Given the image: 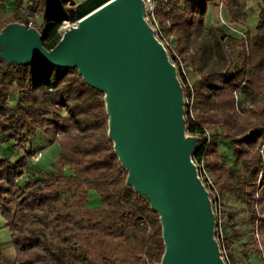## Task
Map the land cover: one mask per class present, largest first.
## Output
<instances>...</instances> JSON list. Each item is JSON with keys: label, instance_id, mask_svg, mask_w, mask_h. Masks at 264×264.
<instances>
[{"label": "trees", "instance_id": "obj_1", "mask_svg": "<svg viewBox=\"0 0 264 264\" xmlns=\"http://www.w3.org/2000/svg\"><path fill=\"white\" fill-rule=\"evenodd\" d=\"M81 1H30V15L44 19L37 28L44 48L57 46L65 23L80 21ZM246 1L224 0L228 22L242 23ZM256 1V33L243 37L207 25L217 0H159L157 17L180 61L200 77L190 87L180 70L183 94L193 102L186 133L199 139L193 162L201 176L210 175L212 187L204 183L211 193L237 195L246 205L264 256V0ZM171 59L179 62L174 54ZM237 95L241 107L253 106L243 116L235 109ZM105 96L77 69L0 60V216L18 264H161L160 215L127 184L129 174L109 138ZM38 136L59 148L50 169L42 167L50 152L35 164L34 152H26ZM220 142L230 146L239 170L222 162ZM8 145L27 154L14 161L6 156Z\"/></svg>", "mask_w": 264, "mask_h": 264}, {"label": "water", "instance_id": "obj_2", "mask_svg": "<svg viewBox=\"0 0 264 264\" xmlns=\"http://www.w3.org/2000/svg\"><path fill=\"white\" fill-rule=\"evenodd\" d=\"M8 64L77 69L106 94L109 138L127 184L160 215L161 264H225L215 216L186 138L184 94L168 51L145 20L142 0H110L67 30L52 50L35 28L15 23L0 34Z\"/></svg>", "mask_w": 264, "mask_h": 264}, {"label": "rangeland", "instance_id": "obj_3", "mask_svg": "<svg viewBox=\"0 0 264 264\" xmlns=\"http://www.w3.org/2000/svg\"><path fill=\"white\" fill-rule=\"evenodd\" d=\"M31 0H3V3L0 4V12L4 15L0 20V25L4 26L0 31V34L4 31L5 28L14 24V22L19 23L20 21H27L28 17H33L34 26L40 28L44 19L42 16H33L28 12V7L30 6ZM51 1V0H47ZM110 0H82L78 6V14L80 20L86 15L90 14L103 4L107 3ZM21 4V5H20ZM245 8L247 15L240 24L230 23L227 20L226 8L223 10L222 15L219 14V9L216 5H210L206 15V23L208 26H223L222 20L226 21L227 24L231 26L233 30L241 32L243 35L234 33L230 29L229 32H233L239 37H243L245 33L250 32L252 35L256 33V27L258 24V16L260 13L259 4L256 0H247L245 2ZM26 9V12L23 13L21 10ZM79 22V21H78ZM73 27V24L65 23L60 29L62 36L64 33ZM170 42V41H169ZM172 47L174 44L171 42ZM172 65L175 67L177 79L183 88V83L180 77V70L183 72L184 76L187 79L189 86L193 85L194 82L190 76V67L183 64L180 60L179 62H174L171 59L172 52L168 53ZM178 63L179 66L178 67ZM192 69V68H191ZM193 71V69H192ZM194 72V71H193ZM195 73V72H194ZM196 74V73H195ZM197 75V74H196ZM198 76V75H197ZM199 77V76H198ZM200 80V77H199ZM184 119L186 120L187 112V99L184 96ZM240 99V97H239ZM264 102V98L262 100ZM193 102L190 101V106L192 107ZM250 104H245L242 107L235 106L236 112L243 116L244 111L252 110ZM186 138H192V136L186 133ZM8 151L6 153L7 157H10L12 160L16 161L21 158L23 155H26V152H38L46 151L50 152L47 160L42 164V167L50 169V166L57 161L59 148L58 146L50 147L42 136L29 143L27 146L26 152L20 153L16 148L7 146ZM221 149V160L228 167L239 170V167L235 164V155L230 148V146L225 142H220ZM11 150V151H9ZM261 154L264 156V145L261 148ZM44 158V157H43ZM199 178L201 179L211 202L212 210L215 216V234L214 240L217 243L221 258L225 264H264V256L258 252L259 245L255 242L252 228L249 222V216L246 209V205L238 199L237 195L226 193L224 195L218 193H211L210 189L204 183V180L209 182V185L212 187L211 177L207 171H202L203 176L200 175L201 170L199 166L196 165ZM67 173L69 171L67 170ZM92 207L98 206V200L94 196L91 197ZM259 242V240L257 239Z\"/></svg>", "mask_w": 264, "mask_h": 264}, {"label": "built area", "instance_id": "obj_4", "mask_svg": "<svg viewBox=\"0 0 264 264\" xmlns=\"http://www.w3.org/2000/svg\"><path fill=\"white\" fill-rule=\"evenodd\" d=\"M145 4V20L147 21V23L151 26V28L154 30L157 39L164 45L165 49L168 51V53L172 52L176 58L178 60L179 57L178 55L175 53L174 48L171 45L172 39L168 37V35H166L164 33V31L162 30L161 27V23L157 17V10H158V1L159 0H142ZM165 4H167L168 2H170V0H162ZM217 8L219 9V14L222 15L223 10L225 9L224 6V0H217L216 3ZM23 13L26 12V9L21 10ZM79 23V22H78ZM78 23L73 24V27L78 26ZM25 25V24H24ZM222 25L224 27H227L228 29H230L231 31H233L234 33L243 35L241 32H238L236 30H233L231 28V26L229 24H227L226 21L222 20ZM27 28H34V21H33V17L29 16L27 19ZM170 41V42H169ZM191 87V85H190ZM237 98V106L239 107V95L236 96ZM187 104L189 105L190 102H187ZM47 154L46 151H38V152H34L31 156V162L32 163H38L40 160L43 159V157Z\"/></svg>", "mask_w": 264, "mask_h": 264}, {"label": "crops", "instance_id": "obj_5", "mask_svg": "<svg viewBox=\"0 0 264 264\" xmlns=\"http://www.w3.org/2000/svg\"><path fill=\"white\" fill-rule=\"evenodd\" d=\"M31 5V2H30ZM190 70V76L194 83L199 81V77ZM7 222L0 216V264H18L17 253L12 246V233L6 228Z\"/></svg>", "mask_w": 264, "mask_h": 264}]
</instances>
